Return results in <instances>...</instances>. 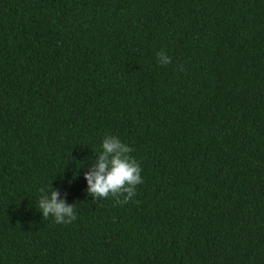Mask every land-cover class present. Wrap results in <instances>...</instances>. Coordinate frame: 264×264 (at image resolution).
I'll return each instance as SVG.
<instances>
[{
  "label": "trees",
  "instance_id": "1",
  "mask_svg": "<svg viewBox=\"0 0 264 264\" xmlns=\"http://www.w3.org/2000/svg\"><path fill=\"white\" fill-rule=\"evenodd\" d=\"M106 134L125 205L87 191ZM0 264H264V0H0Z\"/></svg>",
  "mask_w": 264,
  "mask_h": 264
},
{
  "label": "clouds",
  "instance_id": "2",
  "mask_svg": "<svg viewBox=\"0 0 264 264\" xmlns=\"http://www.w3.org/2000/svg\"><path fill=\"white\" fill-rule=\"evenodd\" d=\"M157 60L165 66L172 63L165 51L157 53ZM133 151L118 136L106 134L103 137L101 151L96 153L98 159L92 162L84 175L89 196L96 201L111 196L119 205L133 200L137 195V186L143 183L142 168L132 155ZM40 193L38 207L44 219L52 216L57 224H70L76 219V204L69 205L60 200L57 190L52 188L49 193L41 188Z\"/></svg>",
  "mask_w": 264,
  "mask_h": 264
}]
</instances>
